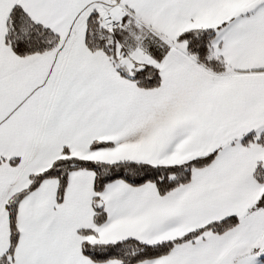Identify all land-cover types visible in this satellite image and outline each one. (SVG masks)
Listing matches in <instances>:
<instances>
[{
	"label": "snow or ice",
	"instance_id": "6c2138e0",
	"mask_svg": "<svg viewBox=\"0 0 264 264\" xmlns=\"http://www.w3.org/2000/svg\"><path fill=\"white\" fill-rule=\"evenodd\" d=\"M0 264H264V0H0Z\"/></svg>",
	"mask_w": 264,
	"mask_h": 264
}]
</instances>
